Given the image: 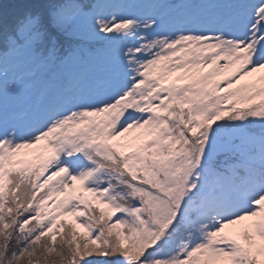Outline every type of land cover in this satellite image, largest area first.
<instances>
[{
	"label": "snow or ice",
	"instance_id": "6c2138e0",
	"mask_svg": "<svg viewBox=\"0 0 264 264\" xmlns=\"http://www.w3.org/2000/svg\"><path fill=\"white\" fill-rule=\"evenodd\" d=\"M0 264H264V0L0 2Z\"/></svg>",
	"mask_w": 264,
	"mask_h": 264
},
{
	"label": "trees",
	"instance_id": "16d2710c",
	"mask_svg": "<svg viewBox=\"0 0 264 264\" xmlns=\"http://www.w3.org/2000/svg\"><path fill=\"white\" fill-rule=\"evenodd\" d=\"M0 2H3V3H11L12 0H0Z\"/></svg>",
	"mask_w": 264,
	"mask_h": 264
}]
</instances>
